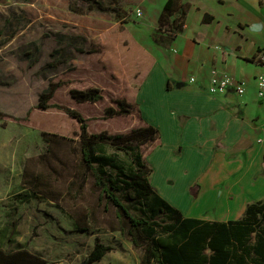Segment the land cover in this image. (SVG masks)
I'll list each match as a JSON object with an SVG mask.
<instances>
[{"label": "rangeland", "instance_id": "1", "mask_svg": "<svg viewBox=\"0 0 264 264\" xmlns=\"http://www.w3.org/2000/svg\"><path fill=\"white\" fill-rule=\"evenodd\" d=\"M101 1L110 6L116 2ZM186 1L198 5L201 10L224 16L225 7L217 0H181V2ZM156 3L150 5L147 0L142 4L145 9L131 7L127 9L129 13L125 14L121 12V7L117 8L121 14L128 16L125 22V18L113 12L106 14L94 11L71 12L68 8V0H0V30L5 20L12 19L8 24L9 32H3L0 36V66L3 73L0 105L6 108L20 106L18 98L25 96L30 103H33L52 83L58 85L52 101L74 106L69 94L70 89L74 87L81 89L97 84L112 92H108L107 98L100 103H85L80 106L89 119L90 131L126 133L128 129L138 125L137 113L134 111L129 115L106 118L103 108L111 104L110 97L114 95H119L133 103L140 73H136L137 69L129 64L126 57L122 58L123 70L119 68V61L115 63L118 68L116 75L107 70L100 71L104 69L103 57L91 51L93 45L98 46L95 37L99 34H113L124 29L129 33L123 27L124 23L135 30L145 45L150 44L149 34L152 38L158 27L157 23L155 29L151 31L150 20L157 13ZM198 12L193 9L192 16L194 17ZM176 13H180V10ZM236 16L235 12L233 19ZM112 19L120 21L109 27ZM62 27L66 33L79 31L85 36L86 41L81 44L83 46L81 53L68 55L67 53L72 50L63 49V53L56 50V39L54 38L51 43L47 32L52 28ZM163 27L167 28V25ZM199 32L203 33L205 29ZM159 36L166 35L162 32ZM162 53V48L157 47L155 56L159 57L158 54ZM49 62L53 65H48ZM128 67L133 68V78L127 81L128 83H123ZM37 68L39 70L36 73ZM130 71L129 68L127 74ZM95 74L100 76L101 81L97 80ZM114 75L116 78L113 77ZM4 111L14 117H24L13 115L8 108ZM14 114H17V111ZM43 118L48 123L45 132L50 140L48 146L50 150L47 152L45 149V157L39 156L37 157L39 159L27 160L24 168L46 175L44 179L48 181L47 188L46 186L42 188L49 193L47 196L58 198L50 200L40 194L35 195L29 188L22 187L21 182L18 181L0 183L2 198L0 226L3 229L0 246L7 251L25 247L46 259V264H83L82 261L93 248L94 241L98 239L113 248L101 260L89 264H139V251L118 230L114 206L103 197H99L100 188L95 184L93 177L85 173L80 165L78 125L74 120L55 110L45 113ZM0 127H2L0 145L5 149L47 147L40 130L45 128L44 124L26 127L0 119ZM95 152L100 161L95 164L98 171L110 179H115L116 173L129 172L132 168V155H135L136 149L130 147L127 153L109 145H102L98 146ZM14 175H19V169H16ZM126 191V188L121 187L122 198ZM124 202L132 209L134 215H138L140 206L134 202ZM82 227L86 230H81Z\"/></svg>", "mask_w": 264, "mask_h": 264}, {"label": "crops", "instance_id": "2", "mask_svg": "<svg viewBox=\"0 0 264 264\" xmlns=\"http://www.w3.org/2000/svg\"><path fill=\"white\" fill-rule=\"evenodd\" d=\"M115 1L105 5L121 7L125 14L131 7L143 9L147 0ZM148 1L158 5L150 20L153 31L166 0ZM187 2L190 8L184 27L167 43H155L149 34L150 44L145 45L134 29L123 24L153 58L135 95L143 120L159 132V144L145 161L151 168L150 185L185 217L226 222L242 216L249 203L264 198V95L257 94V78L264 75V65L257 60L264 49V0H217L225 7L222 17ZM193 9L199 11L194 17ZM205 13L213 17L211 22H203ZM121 17L127 20L128 16ZM10 20H5L0 36L9 32ZM119 21L112 19L109 27ZM203 28L205 32H199ZM50 30L47 37L51 43L56 39L60 53L63 49L72 50L68 55L81 53L86 39L79 31ZM157 47L163 50L159 57L155 56ZM213 71L243 81L244 92L230 88L211 94L208 86ZM18 100L20 106L7 108L13 115L25 116L38 97L33 103L26 96ZM7 108L0 105V110ZM43 147L19 150L0 145V183L21 182L26 161L39 159L47 148ZM2 231L0 226V244Z\"/></svg>", "mask_w": 264, "mask_h": 264}, {"label": "trees", "instance_id": "3", "mask_svg": "<svg viewBox=\"0 0 264 264\" xmlns=\"http://www.w3.org/2000/svg\"><path fill=\"white\" fill-rule=\"evenodd\" d=\"M68 2L71 12L85 13L94 10L113 12L122 16L117 8L106 6L100 0H68ZM189 8L190 3L187 1L166 0L158 16V27L156 33L152 35V41L164 43L174 40L177 33L184 27ZM178 10L180 14L176 16L175 13ZM212 19L210 14L205 13L202 20L211 22ZM165 25L167 28L163 27ZM162 32L166 35L165 37L159 36ZM95 40L98 46L93 45L91 52L103 57L104 69L100 71L107 70L115 74L118 69L115 63L118 61L120 70H123L122 58L125 57L132 67L135 66L136 73H140L134 92L136 95L144 74L153 63L152 56L141 48L125 29L113 34H99ZM48 65L53 63L49 62ZM132 67L127 68L123 83L132 80ZM129 68L131 71L127 74ZM95 75L97 80L101 81L100 76ZM115 75L114 78H116ZM57 87V84L50 83L49 87L39 94L37 104L30 108L23 118L14 117L0 110V119L13 121L26 127L44 124L45 128L40 130L47 143V152L50 150L48 147L50 140L46 137L48 123L43 118L44 114L55 110L76 122L79 130L80 165L85 173L93 177L95 184L100 188L99 197H103L114 206L118 230L139 251V264H264V198L249 203L242 216L235 220L221 222L185 217L179 209L161 198L150 185L151 168L145 161V157L153 147L159 144V132L156 127L143 120L135 95L133 103L119 95L111 96V104L104 106L103 113L106 118L129 115L134 111L139 118L138 125L131 127L126 133L110 134L90 131L89 119L80 106L85 103H100L107 98L108 92L112 91L105 90V87L97 84L81 89L74 87L69 92L74 105L71 106L52 101ZM102 145H109L127 153L130 147H134L136 153L132 155V168L129 172L120 171L116 173L115 179H110L99 172L95 164L100 161L95 151ZM43 156L45 157V153L41 154L40 158ZM113 167L116 168L115 165ZM44 178L46 175L43 173L31 172L24 168L21 186L45 197L57 199L58 197L47 196L49 193L42 188L43 186L47 188L48 181ZM121 187L127 189L123 195L124 198L120 195ZM124 201L134 202L140 206L138 215H134ZM81 230L86 228L82 227ZM112 248L96 239L93 248L82 263L99 261ZM46 263V259L25 247L12 251L0 247V264Z\"/></svg>", "mask_w": 264, "mask_h": 264}, {"label": "built area", "instance_id": "4", "mask_svg": "<svg viewBox=\"0 0 264 264\" xmlns=\"http://www.w3.org/2000/svg\"><path fill=\"white\" fill-rule=\"evenodd\" d=\"M215 48L218 49L219 46H215ZM257 60L261 65H264V49L259 51ZM191 80H193V78ZM230 88H232L236 93L242 94L245 90L244 82L234 79L228 75H218L216 71H213L208 91L211 94H222ZM257 94L260 97L264 95V75H260L257 78Z\"/></svg>", "mask_w": 264, "mask_h": 264}]
</instances>
